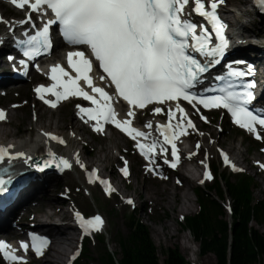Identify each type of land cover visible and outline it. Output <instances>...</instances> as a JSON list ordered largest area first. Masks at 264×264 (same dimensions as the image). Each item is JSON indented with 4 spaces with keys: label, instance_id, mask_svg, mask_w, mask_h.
I'll list each match as a JSON object with an SVG mask.
<instances>
[{
    "label": "snow or ice",
    "instance_id": "obj_1",
    "mask_svg": "<svg viewBox=\"0 0 264 264\" xmlns=\"http://www.w3.org/2000/svg\"><path fill=\"white\" fill-rule=\"evenodd\" d=\"M9 2L17 9L28 10L29 14L25 19L17 22L20 26L36 27L31 13H36L40 18L49 14L51 16L43 22L35 35L25 32L26 39L18 41L24 45L25 57L32 59L41 54V49L47 52L51 48L49 29L56 24H59L62 37L69 45L82 46L78 50L66 53L67 66L75 75L60 63L51 65L49 79L52 83L38 85L34 89L37 98L52 108L57 107L59 101L70 98L90 102L91 107L77 104L76 115L85 123L95 122L93 131L103 132L104 124H112L135 142L134 146L140 155L150 164H155L154 157L163 156L168 152V148L164 147L168 145L171 149V160L165 158L164 163L175 168L179 160V149L174 141L189 135L187 129L196 130V125L189 118L185 108L178 103L180 100L187 101L193 108L197 105L209 109L223 108L231 115L233 123L252 133L256 139H264L261 135V130H264V117L254 114L247 107L254 99L251 91L255 87L254 82L248 81L238 86L228 83L218 89L219 95H199L193 91L202 74L218 65L229 47L225 35L226 25L218 15V7L224 0H9ZM256 3L264 8V0H256ZM192 13L211 25V30L188 19ZM0 23L8 25L10 22L0 18ZM9 31H12L11 26ZM192 53L198 54L202 59H198ZM12 59L10 56L9 60ZM19 63L24 65L25 61L21 60ZM97 63L99 69L103 71V74L99 75V80L106 87H114V94L106 91V87L97 85L96 76L93 75ZM250 73L249 68L247 73L231 70L228 75L236 80L243 79ZM237 87L240 88L239 91L234 90ZM119 100L126 102V117L131 119H119L120 112L116 109ZM167 102H177L175 109L169 107L165 113L162 107L155 106ZM149 105H154L153 114H165L169 122L174 119L177 121L175 125L171 123L166 126L156 125V130L160 131L164 138L159 151L156 140L146 144L137 139L146 138L150 133L132 126L138 110ZM4 119L6 113L0 110V120ZM200 119L207 122V118L202 115ZM151 127V121L144 125V128ZM42 134L49 140L65 143L61 137L51 132ZM45 142L47 143V140ZM13 147L11 144L0 145V165L7 163L11 166L17 159H23V162L28 164L33 159L31 156L26 157L23 152H11ZM196 148H200L199 143L196 144ZM195 155V152L190 153L189 158ZM48 156L50 159L43 161L41 170L53 163L62 170L71 169L73 166L67 158L57 156L51 151L48 152ZM221 157L234 171L242 170L236 168L225 153L221 152ZM74 159L81 169L85 168L78 154ZM201 163L205 169L204 179L200 180L203 184L204 180L211 179V175L207 164L203 161ZM124 164L120 171L127 177L128 162L124 161ZM259 167L264 169V164H259ZM0 171L6 172L7 169ZM146 171L154 172V169L146 167ZM86 176L90 184L98 181L106 195L116 191L108 180L99 178L96 169L86 172ZM8 182L10 181L0 178V192L5 190L4 186ZM127 203L131 204L132 201L129 199ZM74 215L85 235L102 230L104 221L101 216L95 215L86 219L79 212ZM30 238L33 240L31 250L37 256L42 255L48 241L42 237ZM19 250L27 253L29 245L21 242ZM19 250L5 241H0V257L5 261H11L12 264H27L24 256L16 254Z\"/></svg>",
    "mask_w": 264,
    "mask_h": 264
},
{
    "label": "rangeland",
    "instance_id": "obj_2",
    "mask_svg": "<svg viewBox=\"0 0 264 264\" xmlns=\"http://www.w3.org/2000/svg\"><path fill=\"white\" fill-rule=\"evenodd\" d=\"M227 1V0H226ZM243 0H229L231 7H240L244 8L245 6L240 5L239 2ZM2 13L4 19L12 22L14 19L20 21L24 18L22 12H14L6 7L2 6ZM254 18V17H251ZM5 23H0V37L4 33L3 29L6 28ZM264 27V26H263ZM261 28L264 30V28ZM3 56H0V59ZM53 58V55L51 59ZM36 83V82H34ZM32 84L29 82V79L22 83H17L7 87V94L5 96H0V107L4 110L14 111L16 114L15 118H10L9 128L11 131H14V127H18L17 136L23 139H28L31 137L35 130L34 120L41 116V119L44 125H48L49 122H55L57 117L60 115L61 120L59 124L61 128L58 129L57 133H64L68 136L71 132L69 125V119H71L72 114L76 111V106L71 102L70 104L62 105L61 112H50L48 109H45L42 105L37 103L32 99ZM1 93V92H0ZM3 93V92H2ZM14 105H19V108H12ZM167 111V109H166ZM165 109L164 112L166 113ZM152 108L140 112L139 115L142 116L143 125L152 119H155L158 116L153 117ZM35 115V118H34ZM209 124L204 125L195 119L196 130L191 131L190 134L182 140V147L185 153H182V162L177 171L171 172L164 175L159 171L156 175L146 174L144 172V166L141 164V160L135 155L131 144L125 140L123 137H120L115 131H110L106 133L104 137L94 135L90 129L87 127L83 133V138L88 144L86 150H83V147H79L81 151H84L85 158L89 156L90 158L95 159L99 157L100 153H97L102 144H106L111 152L110 156L112 160L104 162L103 165L105 169L103 170L104 176H109L112 178V183L117 184L118 193H111L106 195L101 191L100 187L88 183L86 172H90L93 168V165H90L88 158H83L85 163L84 169H81L79 165L75 164L76 172L66 171L59 182L63 183V187L59 190L49 191L48 195H56L59 197L64 196L70 199L71 210L75 212L79 210L83 212L87 217L99 215L102 217L104 224L102 230L96 235H93L88 243L84 242L86 245V251H83L81 243H78V249L80 254H82L83 262L82 264H98L99 258L103 253H110L115 256L116 259H119V247L117 238L118 235H126V217L132 213L136 219H139L145 226L148 227L150 231L151 239L156 247L157 256L159 264H163V261L166 256V251L168 249H178L180 253L184 256L185 260L189 264H202L201 260H204V264H215V259L212 255L199 256L198 245L193 240L189 232L183 230L182 218L193 215L197 212V203L196 198L193 194V191L199 186H209L212 184L214 179H212V173L210 172V167H218L222 175L229 174L227 167L221 164L218 158L217 149H223L229 151L230 148H233L234 151L242 152L245 158L249 160H255L253 165L245 170L242 169L243 174L247 175L251 180L253 185H255V190L253 191V196L256 200L264 198V172L260 171L261 168L259 164H264V139L260 142H255L251 138L247 137L243 132L237 130L235 127L229 124V122L221 115L220 112H208L207 114ZM166 117L165 114H163ZM33 120V121H32ZM153 121V120H151ZM32 129L26 130V128L31 126ZM47 132V131H46ZM203 133V135H200ZM216 137H218V142H216ZM111 139H117L118 147H116ZM199 143L202 147L200 152H197L196 144ZM205 146V147H204ZM206 146H209L211 151H209ZM193 148L196 153L195 160L196 163H200L203 168V161L208 166V171L211 175V179L204 180V183L193 182L190 183V187H186L181 181V174H187L186 169H190L189 165L191 158L188 156V148ZM128 150L126 154H122L123 151ZM205 154H207V159L205 160ZM83 155V153H82ZM124 161L129 162L131 176L129 178L121 179L120 170L124 166ZM198 161V162H197ZM244 166V165H242ZM203 170V169H202ZM201 170V172H202ZM232 174H229V176ZM230 182L233 181V177H229ZM167 183L175 186L180 192L186 191L189 195L190 202L189 211L179 213L180 203H176V210H172L169 206L163 205L160 206L156 203L149 204L144 203L145 198L148 197V191L150 193L157 192L159 189L166 185ZM124 184L127 185V188L124 187ZM92 194V197L90 195ZM126 197L132 200V203H127ZM224 201L226 207L229 205V197L225 193ZM51 203H56L55 200H50ZM183 202V201H182ZM72 218V217H71ZM29 219L27 215H20L17 222L20 221V224L26 226L25 229H29L31 225L29 224ZM226 219L230 220L229 214L226 213ZM153 223L155 226H161L166 224H172V228L175 230L174 236L170 239L169 236H157L153 228L149 225ZM253 228H257L259 231L264 232V226H257L255 223H250ZM24 229V230H25ZM164 231L166 228L164 227ZM14 235L21 237L23 232H16ZM186 237V245L184 248L182 242ZM264 256L260 259L259 264H264ZM0 264H4L0 260ZM258 264V263H256Z\"/></svg>",
    "mask_w": 264,
    "mask_h": 264
},
{
    "label": "bare ground",
    "instance_id": "obj_3",
    "mask_svg": "<svg viewBox=\"0 0 264 264\" xmlns=\"http://www.w3.org/2000/svg\"><path fill=\"white\" fill-rule=\"evenodd\" d=\"M226 1V0H225ZM229 0L226 1V5ZM240 5L245 6L244 8L236 7L235 10L231 12V23L227 25L232 31L229 33L230 36L228 38L231 40L228 51V59L230 60L234 58L242 59L250 64H253V67L256 73V79L259 86V93L261 96V101L256 105L258 111L264 109V30L261 28L264 26V10L262 8H258L255 0H243L239 2ZM226 5L222 6L226 9ZM224 13H230V11L225 10ZM238 12V13H237ZM254 17V18H251ZM4 19V15H3ZM6 20V19H4ZM23 20V19H22ZM8 21V20H6ZM9 22V21H8ZM18 21L10 22L5 29H3L4 33L0 37V51L4 47H9V27H12V31L25 29L28 25L20 26ZM264 28V27H263ZM59 49L55 50V55L53 59H49L50 63H61L66 59V52L59 53ZM44 69H40L39 71L33 70L28 75L35 76L36 74H43ZM253 73V72H252ZM93 75L96 76L95 73ZM0 76L2 77V81L0 85H3L6 82H11L8 77V71L3 65L0 64ZM259 78V81H258ZM97 80V77H96ZM117 105V104H116ZM118 106V105H117ZM173 108V107H171ZM62 107L59 106L55 110H50V112H61ZM165 109V107H163ZM77 111V110H76ZM77 112L72 114L71 119L67 123L71 132L68 136L64 133H57L58 129L61 128L59 121L61 120L60 115L57 117L55 126L53 127V123L49 122L48 125H44L41 116L34 120L35 130L31 137L28 139H23L17 136L18 127H14L15 130L11 131L9 128V119L15 118L16 114L14 111H8V116L6 121L0 122V145H13L14 147L10 150L11 152H28L32 157H42L47 156L48 152L51 151L55 153L57 156H62L67 158L72 163V168L67 169L66 171H74L75 169V159L74 157L78 154L80 161L83 164L85 163L84 151L86 150V146L88 145L84 138L83 133L85 132V123L82 119L76 115ZM153 114V113H152ZM157 116V114H153V117ZM16 120V118H15ZM153 120L150 117L151 121ZM33 121V120H32ZM136 122H139V117L136 116ZM148 122V121H147ZM146 122V123H147ZM29 125L26 130L32 129ZM147 129V128H146ZM192 130V129H191ZM51 132L58 137H61L65 143H55L52 140L46 138L42 133ZM121 137V136H120ZM216 142H218V137L215 138ZM47 140V143L45 142ZM112 143L118 147L117 139H111ZM83 147L84 151H81L79 147ZM97 153L99 157H95V159L86 156L89 159L90 165H93L95 169H98L100 176H103V170L105 166L104 162H110L112 160L110 156L111 150L106 147V144H102L100 146ZM205 147V146H204ZM206 148L211 151L209 146ZM202 147H200L197 152H200ZM129 151H123L122 154H126ZM188 156L190 153H193V148H188ZM232 160V162L239 168H243V170L251 167L255 160H249L245 158L242 152L234 151L233 148H230L229 151H226ZM83 153V155H82ZM185 156L186 151H184ZM85 158V159H86ZM195 157H191L190 164L192 166L191 169H186L185 172L187 174H181V181L186 187H190V183L197 182L200 183V180L203 179V172L200 173V170L204 168L198 162L196 163ZM23 159H17L13 162L17 167H20ZM244 165V166H242ZM88 166V164H86ZM58 172V171H45L44 173L39 171H33L32 175L34 176L35 181L26 189L24 192V196L20 198V201L16 206L11 208L6 213H0V235H5L6 238H14L17 235H14L16 232H24L26 226L20 224V221L17 222L16 219L20 215H27L29 219V224L31 225V231L38 232L43 236L44 239L48 241L47 245L43 248V254L40 256L31 255L27 258V264H67L70 256L76 251L78 248L79 237L77 233V229L67 223L66 221H70L74 214L71 210L70 199L67 197L61 196L58 198L56 195H48V190L54 191L59 190L64 185L59 182L62 175L66 172ZM261 171V170H260ZM130 177V176H129ZM117 184L112 183V187L116 189L115 194L118 193ZM124 187L127 188V185L124 184ZM91 197L92 194L90 193ZM56 203H51L50 200H55ZM128 199V197H126ZM183 201V202H182ZM181 202V203H180ZM190 202L189 195L186 191L183 193L177 190L175 186L167 183L162 186L157 195L155 192L150 193L148 191V197L145 198L144 203L149 204H158L160 206L167 205L172 210H176V203H180L179 213L189 211V205L187 203ZM72 217V218H71ZM66 222V223H65ZM154 233L157 236H169L171 239L174 236L175 230L172 228V224H166L161 226H155L153 223L149 224ZM164 227L166 231H164ZM182 246L184 248L186 245V237H184V241L182 242ZM196 264V260H192ZM201 263L204 264V260H201ZM264 263V262H263Z\"/></svg>",
    "mask_w": 264,
    "mask_h": 264
},
{
    "label": "trees",
    "instance_id": "obj_4",
    "mask_svg": "<svg viewBox=\"0 0 264 264\" xmlns=\"http://www.w3.org/2000/svg\"><path fill=\"white\" fill-rule=\"evenodd\" d=\"M214 181L193 191L197 212L183 218V230L198 245L199 256L212 255L215 264H259L264 256V232L250 223L264 226V198L253 196L255 185L245 174L222 175L213 168ZM169 172L166 171V174ZM229 177H233L230 182ZM231 204L230 220L226 219L224 195ZM126 235H118L119 259L103 253L98 264H159L150 231L132 213L126 217ZM86 240L85 243H88ZM86 251V245H84ZM81 257L74 264H82ZM163 264H189L176 248L168 249Z\"/></svg>",
    "mask_w": 264,
    "mask_h": 264
}]
</instances>
